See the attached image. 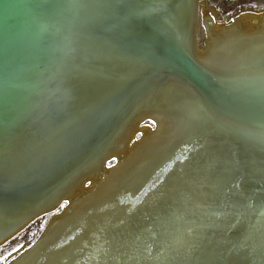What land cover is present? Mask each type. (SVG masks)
<instances>
[{
	"label": "bare ground",
	"instance_id": "obj_1",
	"mask_svg": "<svg viewBox=\"0 0 264 264\" xmlns=\"http://www.w3.org/2000/svg\"><path fill=\"white\" fill-rule=\"evenodd\" d=\"M26 1L39 12L31 10L34 15H28V8L16 17V23L21 24L24 34L36 25L43 31L50 28L44 54L49 57L41 81L36 83L34 79L32 84L31 79L24 85L22 72L34 78V70L41 71L46 60L41 69L33 68L30 56L19 49L18 65L10 67L15 80L7 90L0 87V164L6 179L0 181V244L37 218L42 209L60 201L36 237L4 264H46L50 259H55L52 264H73L66 254L86 239L80 236L92 228L91 232H105L114 220L123 218L124 208L119 210L117 206L127 204L154 177L161 160L170 158L175 136L184 132L186 139L193 137L205 143L210 135L206 131L213 126L224 134H238L239 121L227 117L229 120L215 118L211 122L210 113L201 112L199 118L193 115L195 110L193 119L187 120L182 106L192 100L203 104L197 93L204 90L216 98L218 105L235 114L242 112L224 102L235 105L250 103L257 96L264 98V75L260 73L264 72V11H243L228 21L207 20L199 43V16L206 20L208 15V9L200 7V0H80L86 4L85 11L80 10L84 6L69 0ZM48 3L51 13L45 15ZM14 14L9 2L0 0V43L4 22L10 27ZM34 17L39 18L36 21ZM99 32L106 39L101 45L95 38ZM232 35L239 39L234 40ZM21 40L25 43L26 36ZM89 41L94 55L84 59ZM8 42L12 44L10 39ZM168 44L179 48L196 74L166 48ZM139 46L159 49L190 76L176 74L162 62L139 67L145 71L134 75L133 60L140 56ZM116 55L124 61L117 60ZM3 74L4 70L0 79ZM108 80L107 89L98 93L100 100L93 104L99 110L90 114V106L80 104V93L84 86L87 90H103ZM23 85L29 94L24 92L19 104L16 95ZM104 99L107 105L98 108ZM16 104L18 108L9 121L6 114ZM176 159L180 166L182 156ZM152 185L157 187L154 181ZM237 190L240 194L236 190H228V194H244L246 202L248 194L241 187ZM228 194L221 197H230ZM226 216L219 215L216 221ZM113 228L109 232L115 231ZM199 228L179 231L174 235L179 239L153 244L152 251L177 249L183 244L182 252L192 232ZM106 239L105 233L101 243ZM87 242H91L88 247L93 245L91 251L102 255L95 237ZM109 252L104 260L110 258ZM149 257L139 259L145 264V260L151 261ZM91 262L90 257L84 264Z\"/></svg>",
	"mask_w": 264,
	"mask_h": 264
},
{
	"label": "water",
	"instance_id": "obj_2",
	"mask_svg": "<svg viewBox=\"0 0 264 264\" xmlns=\"http://www.w3.org/2000/svg\"><path fill=\"white\" fill-rule=\"evenodd\" d=\"M2 1L9 2V7L15 10L16 14H14L15 18L11 22L10 27H5L6 23L4 22V28L2 29L5 33L2 34L3 39L0 43V72L4 70V74L0 79V87L6 86L7 90L11 86L10 83L15 80V75L11 72L10 67L18 65L16 60L19 49H22L23 52L30 56L29 61L34 66L33 68L41 69L42 61L46 60L41 71L34 70V78L29 73L22 72L24 85L28 84L31 79L32 84L34 79H37L35 82L39 83L41 81L39 79L43 77L42 71L48 63L49 54L47 59L44 54L48 47V32L50 28L47 27L43 31V29L40 30L39 25H36L33 26L31 31L24 34L21 31V24H17L15 19L28 8L30 9L27 12L28 15L33 16L34 14L31 10L34 6H30V3L26 0ZM69 1L73 4L78 3V6H84L80 8L81 11L86 6L85 3H80V0ZM25 3H28V5H25ZM44 8L45 11L43 13L45 15L51 13V10L49 11L51 8L50 3ZM35 10L39 12L37 7L32 11ZM34 18L37 21L39 17L37 19L36 17ZM99 34L100 32L96 33L95 38H97V43L101 45V42L105 43L106 39ZM24 36H26V41L22 43L21 39ZM9 39L12 44L8 42ZM90 41H92L91 38ZM91 43L87 45L88 47H86L85 51L83 50L84 59L86 56L91 57L94 55L91 51ZM168 45L166 48L176 56L178 55L183 60V64L188 65L190 71L196 74L192 68V63L182 56L183 54L179 48ZM99 49L100 47L98 51ZM139 50L141 51L138 52L137 50V53H140V56L137 54L133 60L135 62L134 75L145 71L141 70L143 66L150 67V65L162 62L165 67H171L176 74L181 76L187 74L188 77L190 76L186 71L184 74L182 67L180 68L183 70L178 69V65L171 61L172 58L163 55L159 49L153 47L152 49L149 47L143 49L142 46H139ZM124 57L126 59L125 53ZM115 58L124 61L120 55H116ZM260 73L264 75L263 71ZM88 81L89 79L86 84ZM204 81L206 80L204 79ZM108 84L109 80L102 85L103 90L96 89L95 91H92V88L87 90L84 86L83 91L80 93V104H88L90 106V114L99 110L95 109L93 104L98 103V93H102L107 89L106 86ZM209 84L210 82L207 87H210ZM24 85L19 88L16 95L17 103L19 104H21L20 102L25 97V94H29V89L25 91L22 89ZM53 86L51 85V88ZM31 88H34L33 85ZM197 94L202 96L203 104H200L201 102L198 100H192L190 103H185L184 108L182 106L184 117L187 120L189 118V120L193 119V110H195L193 115L195 114L194 116L199 118L201 112L208 113V115L210 113L209 119H211V122L215 118L216 120L218 118L225 120L231 118L240 122L239 128L241 130H239L238 134L234 131L224 134L221 133L219 128L213 126L210 132L206 131L210 135L204 141L205 143H201L200 139L193 137H187L188 139H186L184 132L179 136H175L173 141L175 145L170 158L161 160V164L155 170L154 177L150 179L152 181L150 182L148 179L146 186L138 192L136 191L132 196L133 198H129L126 201L127 204L117 206L118 208L120 207L119 210L124 208L123 212L125 215L123 218L114 220L105 232H91L93 228L85 231L80 237L83 240L86 236V239L80 245H76L74 250L66 254L67 260L71 259L73 264H84L91 257L93 261L91 263L101 264L100 260L104 261L103 258L108 249L111 252L117 248H122L124 242L129 241L126 245L129 246L128 251L134 250L137 257L150 256L149 259L151 261L145 260V264H161V260L171 264H222L223 262L225 264H264V102H262L264 98L257 96V99L250 103L238 102L235 105L224 102L225 105L236 107V110L238 109L242 112L235 114L234 111L228 110L226 106L218 105L215 101L216 98L210 96L209 92L204 90ZM99 103L100 106L98 108L101 109V107L103 108L107 105V99L99 101ZM15 108H18V104L11 107V112L6 114V119L9 121L16 112ZM5 124L7 125L8 122H5ZM218 125L221 124L218 123ZM13 128L14 126L10 130ZM216 130L220 131V133ZM178 155L183 158L180 166L177 165L176 157ZM1 171L4 170L0 164V181L5 179L4 173ZM238 176L240 179H238ZM202 179H204V182ZM153 181L157 184L155 189L154 185H152ZM254 184L256 185L254 186ZM240 187L242 192L248 194L246 202L242 198L244 194H242V197L233 193L234 196L231 197L228 194L231 190H236V194H240L237 190ZM224 188L229 191L225 192ZM224 194H228L230 197H221ZM126 197L128 198L129 195ZM59 204L60 201L56 205L42 209V211L37 213L36 217H41L54 211ZM224 214L227 215L225 218H219L216 221V217ZM132 220H135L136 223ZM199 225L200 228L196 232H192V237L189 238L188 245L182 252L179 251L183 244L177 249L167 248L165 251L158 249L156 253L152 251L155 248H153V244L157 246L170 238L179 239V237L174 236L179 231H186ZM112 227L115 228H113L115 231L109 232ZM143 227H147V229L141 231L140 228ZM105 233L107 236L106 243H101ZM92 237H95L96 241H98L99 249L102 253L101 256L98 252L91 251L93 245L88 247L92 240H90L91 242L87 241ZM107 242L110 245H107ZM83 258L86 259L82 261ZM54 260L50 259L47 263L52 264ZM254 260L257 262L254 263ZM136 264H142V259H139Z\"/></svg>",
	"mask_w": 264,
	"mask_h": 264
},
{
	"label": "rangeland",
	"instance_id": "obj_3",
	"mask_svg": "<svg viewBox=\"0 0 264 264\" xmlns=\"http://www.w3.org/2000/svg\"><path fill=\"white\" fill-rule=\"evenodd\" d=\"M198 3H200V7L204 6L208 9L206 20H203L202 16L200 15L199 23L196 21L198 23L199 39L201 34L204 35L205 33L204 23H206L207 20L210 22H213L214 19L217 21H228L243 11H264V0H200ZM197 8L198 5L196 4V13L198 11ZM231 38H234V40L239 39L237 35H232ZM199 43H202V40ZM48 216L49 213L35 218L22 230L17 232L13 237L1 243L0 256H2L3 259H0V264H4L6 260L13 256V254L30 243L36 237L40 229L44 226ZM140 229L143 231L147 229V227ZM127 243L129 242L126 241L122 248H117L116 250L111 251L112 253L109 252V256L111 255L110 258L104 260V263L102 264H136L140 257L135 256L134 250L128 251L129 246H126Z\"/></svg>",
	"mask_w": 264,
	"mask_h": 264
},
{
	"label": "snow or ice",
	"instance_id": "obj_4",
	"mask_svg": "<svg viewBox=\"0 0 264 264\" xmlns=\"http://www.w3.org/2000/svg\"><path fill=\"white\" fill-rule=\"evenodd\" d=\"M262 102H264V101H262ZM0 259H3V257H2V256H0Z\"/></svg>",
	"mask_w": 264,
	"mask_h": 264
}]
</instances>
